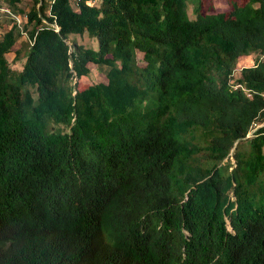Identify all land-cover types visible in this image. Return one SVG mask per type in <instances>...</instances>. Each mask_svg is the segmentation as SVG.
Instances as JSON below:
<instances>
[{"label": "trees", "instance_id": "obj_1", "mask_svg": "<svg viewBox=\"0 0 264 264\" xmlns=\"http://www.w3.org/2000/svg\"><path fill=\"white\" fill-rule=\"evenodd\" d=\"M28 1L0 39V264H264V0Z\"/></svg>", "mask_w": 264, "mask_h": 264}, {"label": "rangeland", "instance_id": "obj_2", "mask_svg": "<svg viewBox=\"0 0 264 264\" xmlns=\"http://www.w3.org/2000/svg\"><path fill=\"white\" fill-rule=\"evenodd\" d=\"M226 0H214V3L212 7H214L215 12H223L227 11L229 8L227 7ZM208 3V2H207ZM210 3V2H209ZM193 4L189 2L188 5V12L191 18H193ZM31 7V2L28 0H25L21 5L20 8L24 11V13L14 14L12 13L8 8L7 5H4L3 2L0 0V39L4 36V34L12 28V21L15 20L18 26H23L26 23V16L25 13L29 11ZM75 38V37H72ZM78 42L83 44L84 46L88 48H93L97 49V42L90 38L87 34H84L83 36H77L76 37ZM27 36L24 35L17 45L15 46V50L21 47V44L26 42ZM255 57L256 56H249V57H244L239 60L237 69H236V75L239 72V70L243 67H249L252 66L255 63ZM8 60L10 61L11 66L14 69H20L21 63H14L13 58H14V52L10 53L7 55ZM103 72L98 69L96 66H91L90 68V74L88 78L84 79L81 81V85H86L91 82H100V81H105V77L103 76Z\"/></svg>", "mask_w": 264, "mask_h": 264}, {"label": "built area", "instance_id": "obj_3", "mask_svg": "<svg viewBox=\"0 0 264 264\" xmlns=\"http://www.w3.org/2000/svg\"><path fill=\"white\" fill-rule=\"evenodd\" d=\"M236 89H237V87H236Z\"/></svg>", "mask_w": 264, "mask_h": 264}]
</instances>
